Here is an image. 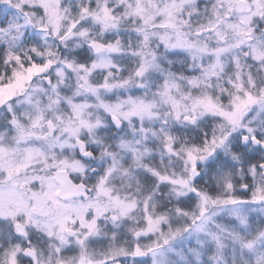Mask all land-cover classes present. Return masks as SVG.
I'll return each mask as SVG.
<instances>
[{"label": "snow or ice", "instance_id": "snow-or-ice-1", "mask_svg": "<svg viewBox=\"0 0 264 264\" xmlns=\"http://www.w3.org/2000/svg\"><path fill=\"white\" fill-rule=\"evenodd\" d=\"M0 264H264V0H0Z\"/></svg>", "mask_w": 264, "mask_h": 264}]
</instances>
